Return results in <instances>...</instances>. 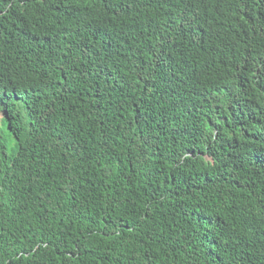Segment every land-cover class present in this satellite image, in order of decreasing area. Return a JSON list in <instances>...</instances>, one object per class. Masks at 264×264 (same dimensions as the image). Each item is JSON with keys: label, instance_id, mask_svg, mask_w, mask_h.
Segmentation results:
<instances>
[{"label": "trees", "instance_id": "obj_1", "mask_svg": "<svg viewBox=\"0 0 264 264\" xmlns=\"http://www.w3.org/2000/svg\"><path fill=\"white\" fill-rule=\"evenodd\" d=\"M0 264H264V0H0Z\"/></svg>", "mask_w": 264, "mask_h": 264}, {"label": "rangeland", "instance_id": "obj_2", "mask_svg": "<svg viewBox=\"0 0 264 264\" xmlns=\"http://www.w3.org/2000/svg\"><path fill=\"white\" fill-rule=\"evenodd\" d=\"M2 115V112H0V116ZM1 129H5L4 125H0Z\"/></svg>", "mask_w": 264, "mask_h": 264}, {"label": "clouds", "instance_id": "obj_3", "mask_svg": "<svg viewBox=\"0 0 264 264\" xmlns=\"http://www.w3.org/2000/svg\"><path fill=\"white\" fill-rule=\"evenodd\" d=\"M1 116H2V115H1ZM1 116H0V117H1Z\"/></svg>", "mask_w": 264, "mask_h": 264}]
</instances>
